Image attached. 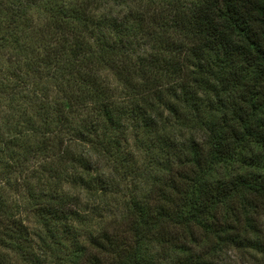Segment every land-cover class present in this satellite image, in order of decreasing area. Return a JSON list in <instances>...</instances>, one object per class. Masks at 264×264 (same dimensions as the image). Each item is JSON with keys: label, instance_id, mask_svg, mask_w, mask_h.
<instances>
[{"label": "trees", "instance_id": "16d2710c", "mask_svg": "<svg viewBox=\"0 0 264 264\" xmlns=\"http://www.w3.org/2000/svg\"><path fill=\"white\" fill-rule=\"evenodd\" d=\"M2 169L0 264H264V0H0Z\"/></svg>", "mask_w": 264, "mask_h": 264}, {"label": "rangeland", "instance_id": "374dc122", "mask_svg": "<svg viewBox=\"0 0 264 264\" xmlns=\"http://www.w3.org/2000/svg\"><path fill=\"white\" fill-rule=\"evenodd\" d=\"M141 165L142 164L140 163H138L137 166L135 164L136 167L134 166V168H139V166ZM133 174L134 176H128L125 175L122 171H114V173H112V176L108 178V182L110 183L108 190L110 193L108 194L109 196H107V199H104V202L100 205L101 212L98 213V215L102 216V218L99 217L98 219H94L92 222L93 225H97L98 223L99 227H103L107 230H110L113 234H115V232L117 233L119 231L124 230V225L119 221L115 222L113 215L123 209V196L125 195L129 186H134L137 182V174ZM5 177L6 173H4V170L2 169V173H0V181L3 180ZM73 191L77 192L78 190L75 189ZM80 194L83 195L82 192ZM94 201H97V204H100V197H92L91 195H87L82 199L83 206H91ZM104 216L108 218H104ZM222 257L223 259H225L224 261L227 264H230L233 260L236 259V257H239V254H236L233 251H227L226 253L222 254Z\"/></svg>", "mask_w": 264, "mask_h": 264}]
</instances>
